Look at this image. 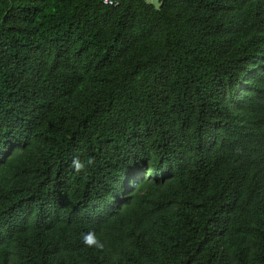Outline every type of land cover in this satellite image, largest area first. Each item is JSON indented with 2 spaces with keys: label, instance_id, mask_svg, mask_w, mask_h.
I'll list each match as a JSON object with an SVG mask.
<instances>
[{
  "label": "trees",
  "instance_id": "16d2710c",
  "mask_svg": "<svg viewBox=\"0 0 264 264\" xmlns=\"http://www.w3.org/2000/svg\"><path fill=\"white\" fill-rule=\"evenodd\" d=\"M0 264H264V0H0Z\"/></svg>",
  "mask_w": 264,
  "mask_h": 264
},
{
  "label": "clouds",
  "instance_id": "9594fccd",
  "mask_svg": "<svg viewBox=\"0 0 264 264\" xmlns=\"http://www.w3.org/2000/svg\"><path fill=\"white\" fill-rule=\"evenodd\" d=\"M88 164H92L93 161L91 159H89L87 161ZM72 164H73V167L76 171H80L83 167H84V164L78 159V158H73V161H72ZM84 242L87 243V244H93V243H96V241L94 240V238L91 236V235H87L84 237ZM99 246V245H98Z\"/></svg>",
  "mask_w": 264,
  "mask_h": 264
},
{
  "label": "built area",
  "instance_id": "2783aa9c",
  "mask_svg": "<svg viewBox=\"0 0 264 264\" xmlns=\"http://www.w3.org/2000/svg\"><path fill=\"white\" fill-rule=\"evenodd\" d=\"M118 1L119 0H102V2L107 5H116Z\"/></svg>",
  "mask_w": 264,
  "mask_h": 264
},
{
  "label": "rangeland",
  "instance_id": "374dc122",
  "mask_svg": "<svg viewBox=\"0 0 264 264\" xmlns=\"http://www.w3.org/2000/svg\"><path fill=\"white\" fill-rule=\"evenodd\" d=\"M148 2L154 4L155 6H158V1L159 0H147Z\"/></svg>",
  "mask_w": 264,
  "mask_h": 264
}]
</instances>
